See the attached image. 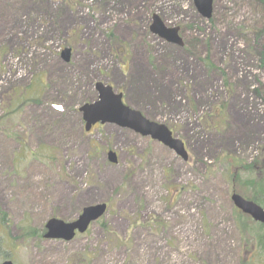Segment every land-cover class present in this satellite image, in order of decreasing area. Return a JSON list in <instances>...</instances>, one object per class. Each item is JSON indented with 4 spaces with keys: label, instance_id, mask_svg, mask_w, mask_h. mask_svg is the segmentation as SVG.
Masks as SVG:
<instances>
[{
    "label": "rangeland",
    "instance_id": "rangeland-1",
    "mask_svg": "<svg viewBox=\"0 0 264 264\" xmlns=\"http://www.w3.org/2000/svg\"><path fill=\"white\" fill-rule=\"evenodd\" d=\"M261 1L214 0L208 20L193 0H0L6 259L264 264L239 219L258 223L231 199L261 193L242 167L264 161ZM153 14L180 28L182 47L150 31ZM97 82L168 126L188 159L116 124L86 131L79 109L97 100ZM97 203L107 214L86 233L44 237L50 218L72 222Z\"/></svg>",
    "mask_w": 264,
    "mask_h": 264
},
{
    "label": "water",
    "instance_id": "water-1",
    "mask_svg": "<svg viewBox=\"0 0 264 264\" xmlns=\"http://www.w3.org/2000/svg\"><path fill=\"white\" fill-rule=\"evenodd\" d=\"M198 12L203 18L210 19L213 15L214 0H193ZM150 31L169 43L179 46L184 45L180 28L178 26L169 27L158 14H153ZM70 50H63L62 57L65 61L69 60ZM98 92L97 100L84 103L80 107L85 130L90 131L92 126L101 124H116L122 128L133 130L142 136H150L158 140L168 148L174 150L185 160L188 153L184 142L173 136L172 131L165 125L156 121L149 120L141 111L127 106L123 102V94L117 93L111 85L103 82L96 83ZM111 161H116L114 153L110 152ZM232 201L234 205L243 213L250 215L254 220L264 224V208L252 200L245 199L238 193H233ZM107 209L106 203H97L86 206L82 209L75 221L67 222L58 218H51L47 221L45 228V238H57L64 241L74 239L76 233H85L90 225L100 219ZM1 264H14L11 260H5Z\"/></svg>",
    "mask_w": 264,
    "mask_h": 264
},
{
    "label": "trees",
    "instance_id": "trees-1",
    "mask_svg": "<svg viewBox=\"0 0 264 264\" xmlns=\"http://www.w3.org/2000/svg\"><path fill=\"white\" fill-rule=\"evenodd\" d=\"M261 3H262L261 4L262 8H264V0L261 1ZM258 37H264V28L259 30ZM262 56L264 58V45H263ZM260 159L261 158L258 157L252 163L244 164V166H242V167L244 169H246L247 171L257 173V178L255 177V179L257 181L252 184V186H253L252 188L258 187V189L260 190L261 193L259 194L257 192V189H256L253 192H251V194L249 196L248 195H243V196L248 198V199L255 201L256 203L260 204L261 206H264V186H263L264 161H262ZM261 172L263 173L262 176H261V174H262ZM258 177H260V178L258 179ZM248 188H250V187H248ZM243 218H249V217L243 216ZM5 220H6V216L0 207V225H3V223H5ZM239 221H240L239 223L241 226V232H242L243 236L246 238V240L249 239L253 242L254 249L264 250V225L255 223L256 224L255 226H257V229H255L254 226L253 227L250 226L248 223H246V221L241 220V219H239ZM104 227H106V226L104 225ZM5 243H6L5 237L0 233V261H3V259L5 260L6 257L8 256V252H7L8 250L5 246ZM241 264H244V261Z\"/></svg>",
    "mask_w": 264,
    "mask_h": 264
},
{
    "label": "flooded vegetation",
    "instance_id": "flooded-vegetation-1",
    "mask_svg": "<svg viewBox=\"0 0 264 264\" xmlns=\"http://www.w3.org/2000/svg\"><path fill=\"white\" fill-rule=\"evenodd\" d=\"M96 126H98V125H95L94 127H96ZM94 127H93V128H94Z\"/></svg>",
    "mask_w": 264,
    "mask_h": 264
}]
</instances>
